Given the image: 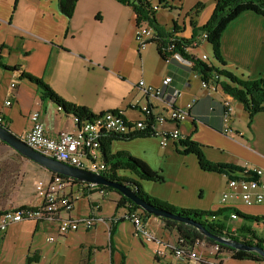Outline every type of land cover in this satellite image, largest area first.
I'll use <instances>...</instances> for the list:
<instances>
[{"label": "crops", "instance_id": "obj_1", "mask_svg": "<svg viewBox=\"0 0 264 264\" xmlns=\"http://www.w3.org/2000/svg\"><path fill=\"white\" fill-rule=\"evenodd\" d=\"M152 2L155 4L154 0ZM168 2L169 6L174 7L168 8L170 25L160 17L159 9L156 18L167 30H171L176 21L182 28L179 35L184 38L192 36L193 27L187 14L192 13L197 4H203L200 13L195 16L199 26L209 20L215 9V0ZM59 9L58 0H0V62L15 66L18 70L0 67V112L15 135L22 136L30 130V116L34 112L41 114L45 131L50 136L55 137L62 130L77 131L78 128L73 114L59 111L54 102L44 99L36 83L19 76L24 72L43 79L60 97L86 106L95 114L120 109L128 118L135 120L142 116L141 107L144 105L162 111L172 106L185 108L187 103L193 102L189 118L177 124L168 122L158 128L173 129L177 125L184 137L200 144L211 162L233 165L243 171L247 166L264 170V113L255 115L251 126H248V112L242 105L236 106L232 132L225 133L222 96L212 95L202 87L201 77L193 62H181L174 58L166 60L152 42L139 50L135 36L136 15L131 6L118 0H78L70 18ZM208 48L213 55L212 46L207 40L189 51L199 56L204 53L209 55ZM200 49L203 52H198ZM221 51L226 63L223 65L212 60V65L227 69L243 79L263 76V17L251 11L240 14L225 29ZM168 76L172 82L164 88L162 98L146 95L139 85L144 80L151 86L161 87ZM13 79L18 82L19 97L7 106L5 101L9 98ZM174 89L178 90L176 96ZM236 109L239 115L246 118L242 125L235 121L238 117ZM110 148L112 152L128 151L146 160L151 168L159 172L171 161L170 166L176 169V174L172 176L167 172L168 180H172L171 185L164 187L157 182L144 180L142 186L149 195L178 208L215 211L224 207L221 195L227 190L229 176L203 170L194 153H180L182 146L179 141H170L164 146L157 137L116 139ZM25 158L22 163L19 162V178L29 177L30 190L22 192L21 185L18 186V190L12 192V199H8V205L12 208L30 202L40 203L41 197L35 191L38 181H47L52 176L49 170ZM30 163H36L41 168L36 169ZM29 166L33 167L30 171ZM232 174L241 173L238 170ZM79 188L73 189V192L80 194L73 211L62 216L96 215L100 220L93 228H79L75 232L59 235L56 222L22 220L10 225L1 235L0 263L5 262L1 261L4 259H1V250L5 242L12 239L14 230H20L25 223L32 222L35 234L30 241L17 237L24 240L15 258L17 264H42L48 258L40 245L33 248L34 236L40 232L46 235V243L52 245V251L61 253L74 247L75 264H120L122 255L125 256V264H174L171 256L164 260L155 257L154 245L139 240L134 235L132 222L127 219L114 223L113 248L110 238L117 193L109 197L110 194L104 196L96 190L84 195L85 189ZM85 197L88 204L82 205ZM109 202L111 210H103ZM92 203L98 207L95 208ZM226 207H236L243 214L264 217V202L255 205L237 203L236 206ZM123 214V210L116 213L118 217ZM239 224L238 221L230 222L231 226ZM147 225L165 240L175 242L178 239L177 232L164 229V222L158 217H151ZM259 230L264 234V227ZM50 236L54 237L53 241L48 240ZM198 250L205 252L202 247ZM223 259L225 264H264V261H237L231 257Z\"/></svg>", "mask_w": 264, "mask_h": 264}, {"label": "trees", "instance_id": "obj_2", "mask_svg": "<svg viewBox=\"0 0 264 264\" xmlns=\"http://www.w3.org/2000/svg\"><path fill=\"white\" fill-rule=\"evenodd\" d=\"M78 0H58L59 10L62 14L67 17H71L76 9V3ZM122 4L129 5L133 8L136 15L137 27L143 24H148L155 31V38L152 40V44H155L159 54L164 59H168L174 53H180L182 56L193 62L194 68L198 71L202 80H205L213 73H219L224 77L222 82L224 86V91L227 94H230L235 101H238L242 104L245 111L249 114L248 126H251L252 120L255 115L259 113H264V75L260 78L255 79H243L240 76L235 75L234 73L227 71V69L220 68L212 65V62H204L196 57V55L188 50V47H195L192 43L200 36L201 33H207V41L212 46L214 60L218 61L220 64H225V58L223 57L221 51L222 36L231 24L240 14L251 11L258 13L264 19V0H215V9L214 13L211 14L209 20L202 26L197 25L195 16L200 13L203 8V4L199 3L196 5L194 11L190 13L191 25H192V36L190 38H184L179 35L181 31V26L175 21L174 26L171 30H167L165 25L161 24L156 18V12L159 7L163 5L166 8H174L169 6L168 0H158V3L153 4L152 0H118ZM173 45V46H172ZM171 50H168V47H171ZM0 67L5 70H17L15 66H7L0 62ZM20 77H25L29 81L36 83L38 88L41 90L42 96L44 99H50L54 102L59 111H63L69 114H73L74 118L77 120L78 126L85 121H92L97 116L104 114H95L89 110L86 106L76 105L73 102H69L64 98L60 97L52 88L45 83L41 78L34 77L30 73L21 72ZM116 110V109H115ZM111 111V110H110ZM153 119V117H150ZM5 127L9 128L6 124ZM153 129H145L136 133H131L128 135H119L113 134L102 139L101 147V161L104 164V169H101L103 176L110 180L118 181L121 184L127 185L133 191L134 194L139 198L147 202V204L154 206L156 208H161L164 211L177 214L178 216L188 218L192 222L200 223L202 226L207 229L208 232L222 236V238L228 240H235L238 243L247 246H258L264 248V234L259 230L264 227V217L262 216H253L241 213L236 207H221L215 211H208L202 209H193V208H178L174 205H170L163 200L151 196L147 191L144 190L141 180H148L154 182L164 181V176L161 172L154 170L148 165V162L142 158L136 157L128 151H115L112 152L111 144L113 140H128L136 139L142 137H155ZM20 137V136H19ZM21 138V137H20ZM1 141V140H0ZM3 142V141H2ZM5 143V142H4ZM179 144L182 146L180 153L189 154L194 153V155L199 160V166L203 170H209V172H219L224 173L225 175L232 178L236 174H232L233 171H238L240 173L244 172L242 169H239L236 166L224 164V163H215L209 161L208 158L204 155L202 147L200 144L185 137L183 140L179 141ZM20 154V153H19ZM22 155V154H20ZM23 156V155H22ZM25 157V156H24ZM125 171L133 173L137 178L130 177L126 175ZM52 178L54 176L66 178L52 172ZM74 184H82V181L77 179H72ZM99 189H102L106 193L116 192L118 199L115 200L116 207L115 213L112 217V229H111V238L110 242L112 247L113 245V234H114V223H119L126 220L124 216L118 217L116 213L123 210L125 212L128 210H139L142 212L144 219L148 220L153 217V214L147 213L142 207L135 204L132 199L122 195L116 188L110 186L98 185ZM96 190H87L83 191L84 195L91 194ZM98 191V190H97ZM94 203H92V206ZM3 211L0 209V212ZM234 215V216H233ZM157 217V216H155ZM164 222V229L173 231L175 230L178 235L176 239V245L179 247H194L198 241H204L207 246L214 244H219L220 250L218 256H223L226 251L232 254V259H237V261L242 260H252V262H261L264 261V256L260 255L257 252H252L249 250H238L237 248H232L222 243L216 242L214 239L207 237L199 229L192 226V224L177 221V219L164 218L158 216ZM231 221H238L239 226H231ZM3 233H0V241L2 240ZM120 264H125V256L122 255V261Z\"/></svg>", "mask_w": 264, "mask_h": 264}, {"label": "built area", "instance_id": "obj_3", "mask_svg": "<svg viewBox=\"0 0 264 264\" xmlns=\"http://www.w3.org/2000/svg\"><path fill=\"white\" fill-rule=\"evenodd\" d=\"M155 8L157 6L155 5ZM191 19V17H189ZM191 21V20H190ZM155 31L148 24L137 27L136 43L139 50L145 49L155 38ZM207 39V33L203 32L195 40L192 45L196 46L201 41ZM173 46V45H172ZM168 47V50H171ZM188 50H191L188 47ZM196 57L204 62L209 63L207 54L197 55ZM170 58L177 59L181 62H191L185 59L182 54L174 53ZM224 77L219 73H213L205 80L201 79L202 87L209 93L219 94L222 96L221 105L223 107V130L226 133L232 132L231 123L234 120V98L224 91L222 84ZM164 85L161 87L151 86L144 80L139 82L143 92L151 97L162 98L164 88L168 87L171 77H165ZM17 80H12L10 84L9 98L5 104L11 105L12 101L19 97L17 88ZM174 95L178 94V90L174 89ZM193 102L187 103L185 108L176 106L169 107L167 110L157 111L150 105L141 107L142 116L138 119L128 118V115L120 110L107 111L97 116L92 121H85L78 126L77 131L62 130L58 135L50 136L46 133V126L39 112H34L30 116L31 128L27 130L21 137L23 141L28 143L31 148L42 152L44 155L58 159L61 162L72 165L75 168L86 169L93 173H101V162L98 149H96L97 136L108 137L113 134L128 135L145 129H153L154 136L159 138L160 143L164 146L170 141H181L185 137L181 134L179 127L176 125L173 129H159L158 126L166 125L168 122L181 123L192 115ZM153 117V119H150ZM76 120V119H75ZM77 122V120H76ZM6 120L0 112V125L4 126ZM66 176V175H62ZM72 177H58L57 175L49 180H39L36 186V194L41 197L38 204L28 203L19 205L14 208H7L0 212V233H4L10 225L18 223L22 220H36L41 222H56L59 235H66L75 232L79 228L91 229L96 222L100 220L96 215L71 217V215L63 217V213L73 211L75 202L80 197L78 191L73 189L79 186V189L98 190L99 193L105 195V191L98 188V184L87 183L74 184ZM221 202L224 207L227 205L244 204H260L264 202V170L262 168H254L247 166L240 175L232 178L228 177L227 190L221 195ZM95 208L98 205H94ZM130 220L133 225L134 235L141 241L154 245L155 257L164 260L171 256L174 264H196L204 262L205 264H225L223 258L218 256L219 244L207 246L204 241H198L192 247H179L176 242L165 240L162 236H158L147 225L142 212L139 210H128L122 215ZM49 241H53L54 237L50 236ZM199 247L204 249V253L198 250Z\"/></svg>", "mask_w": 264, "mask_h": 264}, {"label": "rangeland", "instance_id": "obj_4", "mask_svg": "<svg viewBox=\"0 0 264 264\" xmlns=\"http://www.w3.org/2000/svg\"><path fill=\"white\" fill-rule=\"evenodd\" d=\"M154 3L157 4L158 0H154ZM154 4V5H155ZM158 14L160 17L163 18V21L167 22V25H170L171 23V14L169 12V9L164 7L163 5L160 6ZM190 14H187V18ZM198 52H203L201 49L198 50ZM207 53L209 54V62L214 60V55H211L210 50L208 48ZM215 61V60H214ZM242 105L240 102L235 101L233 106L234 109L236 106ZM236 112L238 114V117L236 118V122L242 125L244 121L246 120L245 116L244 118L239 115V110L236 109ZM242 112V111H241ZM226 133V132H225ZM149 157V156H148ZM140 158V157H139ZM151 159V158H150ZM23 160H26V158L22 155H20L17 151H15L11 146L7 145L6 143L0 141V209L4 210L7 208H12L11 205H8V199H12V192L18 190V186L21 185L22 192L24 190H30V181L29 177L25 176L23 179L20 180V170L21 167L19 166ZM146 161V160H145ZM21 162V163H19ZM30 162V161H28ZM171 161L167 164L165 163L166 167L165 169L162 168L161 173L163 174L164 181L157 182L160 185H163L164 187H168V185H171L172 180H168L169 177L167 175V172H169V175L172 176V174H176V169L173 168V166H170ZM34 168H41L36 163H30ZM33 167H28V171L33 169ZM170 167V170H169ZM169 170V171H168ZM126 175L137 178L133 173H130L129 171L122 172ZM144 182V180H141V183ZM170 187V186H169ZM112 193V194H111ZM110 194V195H109ZM105 195H109V197H114L116 195V192H105ZM104 195V196H105ZM108 199V197L106 198ZM87 198L85 197V200H83L82 205H87ZM86 203V204H85ZM13 205V204H12ZM239 205V204H238ZM255 205V204H254ZM111 203H107L105 207H103V210L110 211ZM14 228H16L14 226ZM35 234L34 232V223H25L23 227L19 230H14L12 233V239L9 238L7 242H5V245L3 247V250H1V261H4V263L0 264H17L18 260L15 259L16 255L18 253V250L21 247L22 241L28 240L30 241L31 237ZM20 236V238L23 239H17V237ZM36 245H40V247L43 249L44 254L48 256L47 259H44V263L42 264H75V258L74 253L75 249L74 247H69L68 251L65 252V250L61 251V253H57L55 251H52V245L46 243V235L40 233H37L36 236H34V243L33 248ZM65 252V254H64ZM78 252V251H77ZM232 254L228 251L225 252L222 258L231 257ZM15 259V260H14ZM51 262V263H50ZM224 262V259H223Z\"/></svg>", "mask_w": 264, "mask_h": 264}, {"label": "water", "instance_id": "obj_5", "mask_svg": "<svg viewBox=\"0 0 264 264\" xmlns=\"http://www.w3.org/2000/svg\"><path fill=\"white\" fill-rule=\"evenodd\" d=\"M0 140L5 142L7 145L11 146L15 151L27 157V159L38 163L43 168L56 172L60 175H66L77 179L79 181H85L87 183H95L102 186H110L116 188L122 195L132 199V201L142 207L147 213L153 214L154 216H162L164 218L177 219V221L186 222L192 224V226L199 229L207 237L214 239L216 242L222 243L223 245L230 246L232 248H237L238 250H249L259 253L264 256L263 247H252L238 243L235 240H228L222 238V236L214 235L205 229L204 226L200 223L192 222V220L178 216L167 211L162 210L161 208H156L147 204L146 201L136 196L130 187L127 185L121 184L118 181L110 180L103 176V174L93 173L86 169L75 168L72 165L61 162L58 159L44 155L42 152L37 151L30 146L28 143L23 141L18 135H15L10 128L0 125Z\"/></svg>", "mask_w": 264, "mask_h": 264}, {"label": "bare ground", "instance_id": "obj_6", "mask_svg": "<svg viewBox=\"0 0 264 264\" xmlns=\"http://www.w3.org/2000/svg\"><path fill=\"white\" fill-rule=\"evenodd\" d=\"M105 137L104 136H97V139H96V149H98V155H99V158H100V161H101V147H102V139H104ZM104 164L101 162V169H104ZM234 216V215H233Z\"/></svg>", "mask_w": 264, "mask_h": 264}]
</instances>
